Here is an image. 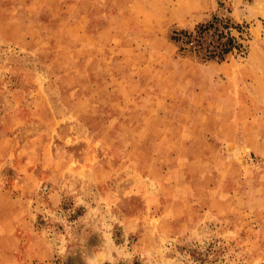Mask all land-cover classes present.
<instances>
[{
  "label": "rangeland",
  "instance_id": "obj_1",
  "mask_svg": "<svg viewBox=\"0 0 264 264\" xmlns=\"http://www.w3.org/2000/svg\"><path fill=\"white\" fill-rule=\"evenodd\" d=\"M0 264H264V0H0Z\"/></svg>",
  "mask_w": 264,
  "mask_h": 264
},
{
  "label": "trees",
  "instance_id": "obj_2",
  "mask_svg": "<svg viewBox=\"0 0 264 264\" xmlns=\"http://www.w3.org/2000/svg\"><path fill=\"white\" fill-rule=\"evenodd\" d=\"M203 33V30L197 31L196 33L182 30L181 32H178V35H181V39H185V45L187 44L190 47L189 50H194L195 48L197 49L199 47H203ZM174 39L178 42V39L180 38L174 37ZM212 46L213 49L207 50V53L204 54V58L224 60L226 58V54L232 51L234 48L238 50H244V45L238 42L236 37L228 36L226 34L220 35L217 43L215 45L213 44Z\"/></svg>",
  "mask_w": 264,
  "mask_h": 264
},
{
  "label": "crops",
  "instance_id": "obj_3",
  "mask_svg": "<svg viewBox=\"0 0 264 264\" xmlns=\"http://www.w3.org/2000/svg\"><path fill=\"white\" fill-rule=\"evenodd\" d=\"M156 60H154V62H152L150 65H151V70L153 71V75H159V79H164L162 81H166L165 78H168L170 79V74H172L171 72L168 73V76H167V72L163 71L161 72V69L162 67H159L157 64H156ZM165 72V73H164Z\"/></svg>",
  "mask_w": 264,
  "mask_h": 264
}]
</instances>
